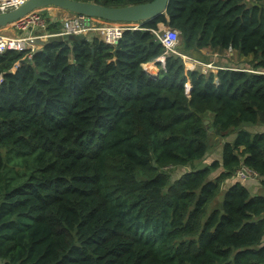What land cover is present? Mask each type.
<instances>
[{
	"label": "trees",
	"instance_id": "obj_1",
	"mask_svg": "<svg viewBox=\"0 0 264 264\" xmlns=\"http://www.w3.org/2000/svg\"><path fill=\"white\" fill-rule=\"evenodd\" d=\"M159 25L179 32L182 55L230 48L250 59L186 70ZM25 52L0 53L2 264H264V194L225 186L244 164L264 188V133L245 129L264 125V0H169L115 45ZM218 144L220 160L195 166Z\"/></svg>",
	"mask_w": 264,
	"mask_h": 264
},
{
	"label": "built area",
	"instance_id": "obj_2",
	"mask_svg": "<svg viewBox=\"0 0 264 264\" xmlns=\"http://www.w3.org/2000/svg\"><path fill=\"white\" fill-rule=\"evenodd\" d=\"M26 1L27 0H0V14L14 10L22 6ZM48 8L49 7L43 9ZM40 10L41 9H37L17 20L11 26L0 29V53L7 51H26L25 57L30 59L33 52L40 49L43 44L46 43L47 38L52 35H84L86 39L95 37L106 44L115 45L125 30H137L144 24L141 22H109L99 18L70 13V15L66 16L61 20V23H59L58 32L52 33L48 30V27L56 23V21L54 18L50 17L44 20L39 14ZM8 27L13 28V30L19 33L16 35L4 34L3 31L5 32ZM152 32L165 48V54H176L175 47L179 40V32L177 30L167 28L163 33L160 29ZM227 51L229 53L232 52L230 48ZM193 63L202 65V73L214 71L212 70L213 68L216 70L222 69L216 67L211 62L200 63L194 61ZM17 67L18 62L14 64L12 71H15ZM188 70L196 69L189 67ZM235 178L239 181H245L248 179H258V176L253 170L241 164L235 172Z\"/></svg>",
	"mask_w": 264,
	"mask_h": 264
},
{
	"label": "water",
	"instance_id": "obj_3",
	"mask_svg": "<svg viewBox=\"0 0 264 264\" xmlns=\"http://www.w3.org/2000/svg\"><path fill=\"white\" fill-rule=\"evenodd\" d=\"M168 1L169 0H152L147 3L122 7H105L96 3L77 0H27L22 6L4 14H0V29L7 27L9 24H13L37 9L47 7H55L69 13L99 18L109 22L146 23L159 15L165 14ZM85 39L86 37L84 35H52L47 38L46 43L70 42ZM162 60L164 61L163 57L157 59V61ZM242 68L243 66L240 65L239 69ZM147 74L151 78H157V72L154 74H149V72H147ZM189 90L190 86H187V94H189Z\"/></svg>",
	"mask_w": 264,
	"mask_h": 264
},
{
	"label": "crops",
	"instance_id": "obj_4",
	"mask_svg": "<svg viewBox=\"0 0 264 264\" xmlns=\"http://www.w3.org/2000/svg\"><path fill=\"white\" fill-rule=\"evenodd\" d=\"M201 52L204 55H206L205 63H210V62L213 64L215 63L216 65H220L217 67L222 68V69L234 68V65L232 63L233 62L235 63V61H239V62H236L237 64L235 66L239 68L240 65L243 66L242 62L247 61L249 58V57H239L240 60H238V56L234 52L229 53L228 51L224 53H214V52H210L207 50H202ZM226 53L230 54L232 57L231 56L229 57ZM160 62L163 63V60ZM197 62H200V61H197ZM148 64H152L153 65L152 68L154 69L155 72H157V68L154 65V63H148ZM211 72L215 73V71H211ZM245 129L249 131L250 133H264V125L246 126ZM234 136L235 134L228 136L226 139H224V142L232 141ZM220 157H221V146L218 144L214 147L212 154L206 155L205 159L207 163H205V160H203L204 164L202 165L209 164L212 161H218L220 160ZM236 181H237L236 178H233L232 180H228L225 186L229 187ZM242 184L246 187V189L248 190L251 196H255L257 194H264V188L262 187L259 179H248V180L242 181ZM0 264H2L1 260H0Z\"/></svg>",
	"mask_w": 264,
	"mask_h": 264
},
{
	"label": "rangeland",
	"instance_id": "obj_5",
	"mask_svg": "<svg viewBox=\"0 0 264 264\" xmlns=\"http://www.w3.org/2000/svg\"><path fill=\"white\" fill-rule=\"evenodd\" d=\"M39 14H40V16L45 20L46 18H54V20L56 21V22H59V23H61V20H63L66 16H68V15H70V13H68V12H66V11H63V10H60V9H58V8H55V7H49L48 9H41L40 10V12H39ZM53 25V24H52ZM59 26V25H58ZM57 27H55V29H56ZM159 29L162 31V33L167 29L165 26H162V25H159ZM3 33L4 34H6V35H16V34H18L19 32L18 31H16V30H13V28H11V27H8L7 28V30L4 32L3 31ZM179 40H178V43H177V45H176V47H175V51H176V54H179V55H181V58H182V60H183V62H184V66H185V69H188L189 67L190 68H194V69H196V70H198V71H203V67H202V65L201 64H194L193 62L194 61H200V63H205V58H206V55H204L202 52H201V54H200V56H198V58H193L191 55H189V56H185V55H182V54H180L178 51H180L179 50ZM227 54V53H226ZM229 57L231 56L230 54H227ZM227 56V57H228ZM235 56V55H234ZM232 57V56H231ZM249 59H250V57L248 58V61H249ZM238 60H240V58L238 57ZM202 61V62H201ZM236 62H239V61H235V63L233 62L232 64L234 65V67L236 66ZM187 63V64H186ZM188 63H190L191 65H188ZM213 65H215L216 67L217 66H220V65H216L215 63L213 64ZM148 66H150L151 68L153 67V65L152 64H149V65H146V66H143V68L146 70V68H148ZM234 69H236V68H234ZM212 70H214L215 72L217 71L215 68H213ZM207 72H209V71H206V73ZM187 86H190L189 85V83L186 85V87ZM2 154H3V156L5 157L6 155H7V151L6 150H3V152H2ZM209 155L210 154H212V149H210V151H209V153H208ZM32 154H20L19 155V160H20V162H26V161H28V160H31V158H32ZM18 156H17V153L16 152H12V154L10 155V157L8 158V164L9 165H11V164H13V162H14V159H16ZM205 160V163H207L206 162V159H204ZM204 161H202V162H197L196 164H195V166L196 165H199V166H203L202 164H204L203 163ZM193 168V166L192 165H190V166H187V167H184V168H180V169H175L174 171H172V177H171V179H175V178H177L181 173H183L184 171H188V170H190V169H192Z\"/></svg>",
	"mask_w": 264,
	"mask_h": 264
},
{
	"label": "bare ground",
	"instance_id": "obj_6",
	"mask_svg": "<svg viewBox=\"0 0 264 264\" xmlns=\"http://www.w3.org/2000/svg\"><path fill=\"white\" fill-rule=\"evenodd\" d=\"M187 64V63H186ZM188 65H191L190 63H188ZM146 71L149 72V74H154L155 71L153 68H151L150 66H148V68H146Z\"/></svg>",
	"mask_w": 264,
	"mask_h": 264
}]
</instances>
